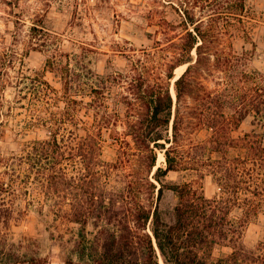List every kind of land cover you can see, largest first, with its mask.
I'll use <instances>...</instances> for the list:
<instances>
[{"label": "trees", "instance_id": "16d2710c", "mask_svg": "<svg viewBox=\"0 0 264 264\" xmlns=\"http://www.w3.org/2000/svg\"><path fill=\"white\" fill-rule=\"evenodd\" d=\"M3 1L14 8L20 5V0ZM167 1L182 13L179 24L183 32L171 35V23L159 21L165 42L157 41L155 52L143 49V57L133 62L128 87L122 88L123 75L110 64V70L96 75L97 81L91 83L85 82L77 69L69 65L61 69L62 61L49 60L52 71L63 70L58 76L64 95H56L45 81L40 84L44 87L30 88L45 92L56 107L65 100L67 108H59V116L38 118V124L49 134L23 145L21 153L7 157L0 146V169L6 168L10 177L11 172L25 171L21 180H0V191L22 189L34 175L45 197L61 199L62 210L67 203L66 216L83 226L76 247L79 264H160L158 249L166 264H264V241L254 245L245 241L250 224L264 212V133L258 130L264 129V72L242 70L245 57L233 41L236 31L231 30L238 28L236 22L244 23L246 0ZM16 22L26 25L20 17ZM18 25L10 31L13 38L19 34ZM40 32L43 30L36 26L28 31L27 53L50 44L51 33ZM2 38L0 142L12 107L23 105L22 100L28 98L24 93L31 78L24 70L25 54ZM166 51L173 52L172 60L162 63L164 71L157 72L156 56ZM181 66L187 68L174 83L175 98L171 82ZM212 71L227 77L219 90H209L206 84ZM119 88L124 92L119 93ZM10 89L17 92L14 100L7 97ZM81 94L90 101L76 97ZM114 94H121L123 102L135 108V120L129 126L141 153V168L148 173L143 185L148 190L157 188L149 176L154 172L160 183L158 200L167 189L179 197L172 221L165 219L159 204L155 209L140 203L133 208L125 190L118 194L108 186L113 176L131 175L125 171L130 163L127 158L123 157L121 165L103 159L104 135L113 130L112 119L117 117L109 112L107 102ZM36 101L38 105L44 103L40 96ZM79 106L88 107L91 121L77 119L70 107ZM250 116L255 128L239 135ZM201 133L205 136H199ZM113 138L131 148L120 136ZM158 149L164 152L165 167H157ZM123 155L130 156L128 149L124 148ZM180 171L195 172L202 178L212 176L220 192L210 198L203 188L191 183L166 181L171 172ZM6 202L0 198V264H36L37 258L28 259L27 252H21L9 238L14 218L25 215L27 206ZM92 219L106 223L96 224L97 232L89 239L87 225ZM150 223L152 233L148 231ZM223 248L231 251L214 255ZM66 264L76 263L70 259Z\"/></svg>", "mask_w": 264, "mask_h": 264}, {"label": "rangeland", "instance_id": "374dc122", "mask_svg": "<svg viewBox=\"0 0 264 264\" xmlns=\"http://www.w3.org/2000/svg\"><path fill=\"white\" fill-rule=\"evenodd\" d=\"M246 11L244 23L236 22L238 28L236 30L231 28L237 34L233 41L240 54L245 57L242 70L264 72V0H246ZM181 15L182 13L167 0H20V5L15 8L0 0V46L4 45L2 36L7 39V44L14 43L19 51L25 54L24 70L31 77L26 81L29 84L24 93L28 98L22 100L23 105L18 104L12 107L11 115L6 118L7 129L3 141L0 142L4 155L10 157L14 153L19 154L26 143L46 138L49 133L43 125L38 124V118L49 119L51 116H59L58 109L67 108L65 100L60 103V107H56L47 100L45 92H35L33 88H30L31 86L44 87L40 84L45 81L57 91L56 95H64L63 81L58 76L63 70L52 71L48 63L50 59L62 61L61 69L67 67L66 65L77 69L83 74L85 82L91 83L97 81L96 75L107 73L110 70L107 69L110 64L111 68L122 73V81H124L121 83L122 88L128 87L127 81H129L133 62L143 57V49L149 48L155 52L156 49L153 46L156 42H165V30L158 25L161 23L159 21L170 22L171 26L168 28L172 30L171 35H175L183 32L179 24L182 20ZM19 17L25 21L26 25L17 24ZM153 17L155 21L151 20ZM17 25L20 27L19 34L13 38L10 31ZM33 26L47 34L51 33L52 39L50 44L29 50L27 53L25 41H27L28 31ZM43 32L39 34L43 35ZM172 51L160 52L156 56L154 64L157 66V72L164 71L161 68L162 63H170L173 57ZM182 71V69H176L175 75L178 76ZM226 78L222 72L212 71L206 79L208 89L213 91L221 89ZM174 83L173 80L172 89ZM122 88H119V93L124 92ZM198 89L196 88V93ZM50 92L56 97L53 91ZM16 93L15 89H10L7 91V97L14 100ZM196 93L195 96H197ZM37 96L44 100L42 105H38ZM76 97L86 102L90 101L89 96L81 94ZM123 101L121 94H114L107 100L109 112L117 117L112 119L113 130L110 134L104 135L103 159L121 165L119 162L123 160V157L127 158L130 163L127 162L125 171L131 175L126 178L113 176L108 186L112 189L111 191H116L115 193L118 194L125 190L133 208L137 206L135 204L140 203L155 209L159 204L165 219L172 221L179 197L174 191L167 189L159 201L160 183L155 180L154 172L149 176L157 188L148 190V187L143 185L148 173L141 168L139 155L141 153L136 149L129 126V123L135 120L132 116L136 114L133 112L135 108L130 109ZM7 108L4 107L5 110ZM70 108L77 119L79 117L91 121L88 107ZM90 115L92 116V113ZM252 121L253 117H248L238 134L244 135L245 132L252 131L255 128ZM258 130L264 133V129ZM115 134L128 141L131 148H128L126 144H119L113 138ZM199 136L204 137L205 133ZM124 148L128 149L130 156L123 155ZM158 154L157 167H165L166 164L162 160L164 152L158 149ZM6 171L4 167L0 169L1 181H9L11 177H20L18 180H21L25 174L24 170L19 169L16 175L11 172L10 177ZM120 171H122L121 168ZM34 178L32 175L28 184L23 185L22 189L15 187L17 190L9 188L7 191H0V198L6 199L7 205L15 202L22 203L23 207L27 206L25 215L14 218V226L9 233L11 242L16 243V248L21 249V252H27L28 259L37 258L36 264H66V261L70 259L79 264V252L76 247L81 242L79 234L83 226L70 221L66 216L65 211L69 208L67 203H63L65 210H62L61 199L45 197L42 188L35 183ZM166 181L180 184L191 183L197 188H203L210 198L220 192L212 176L202 178L198 173L191 171L171 172ZM105 223L90 220L87 225L88 238L92 239L97 232L96 224ZM148 231L152 233L151 223L148 225ZM245 241L250 245L264 241V212L250 224ZM23 247L26 248L23 249ZM230 251L229 248L217 249L214 255L220 256ZM158 255L160 264H166L159 249Z\"/></svg>", "mask_w": 264, "mask_h": 264}, {"label": "bare ground", "instance_id": "6f19581e", "mask_svg": "<svg viewBox=\"0 0 264 264\" xmlns=\"http://www.w3.org/2000/svg\"><path fill=\"white\" fill-rule=\"evenodd\" d=\"M185 68H186V66H181V67H179L178 68V70H183L181 73H179V75L174 79V82L177 80V78L179 77V76H181L183 73H184V71H185ZM172 93H173V95H174V97L176 98V92H175V88L173 87V89H172ZM162 160L165 162V155L164 154H162ZM163 263V262H162ZM164 264V263H163Z\"/></svg>", "mask_w": 264, "mask_h": 264}]
</instances>
